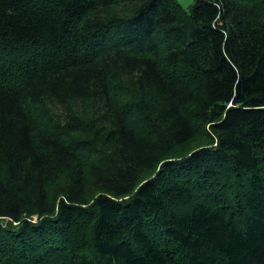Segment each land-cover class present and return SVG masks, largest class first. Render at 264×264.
Listing matches in <instances>:
<instances>
[{"label": "trees", "instance_id": "trees-1", "mask_svg": "<svg viewBox=\"0 0 264 264\" xmlns=\"http://www.w3.org/2000/svg\"><path fill=\"white\" fill-rule=\"evenodd\" d=\"M0 264H264V0H0Z\"/></svg>", "mask_w": 264, "mask_h": 264}, {"label": "rangeland", "instance_id": "rangeland-1", "mask_svg": "<svg viewBox=\"0 0 264 264\" xmlns=\"http://www.w3.org/2000/svg\"><path fill=\"white\" fill-rule=\"evenodd\" d=\"M178 2L186 9V10H189L190 9V6L192 5V3L194 2V0H178ZM87 112L89 113L90 112V108L88 107L87 108ZM53 113L57 114V116L60 117V115L62 114V111L61 110H56V111H53ZM63 116H61L62 118ZM63 120V118H62ZM192 143L188 145V147H185L186 149H191L192 147Z\"/></svg>", "mask_w": 264, "mask_h": 264}]
</instances>
